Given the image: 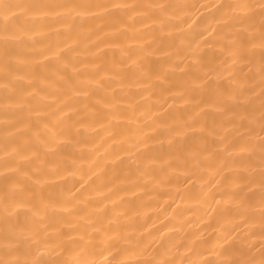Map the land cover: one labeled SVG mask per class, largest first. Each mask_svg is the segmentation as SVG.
Returning <instances> with one entry per match:
<instances>
[{"label": "snow or ice", "instance_id": "6c2138e0", "mask_svg": "<svg viewBox=\"0 0 264 264\" xmlns=\"http://www.w3.org/2000/svg\"><path fill=\"white\" fill-rule=\"evenodd\" d=\"M191 7L0 0V264H264V0ZM98 131L123 179L87 163ZM173 184L217 236L179 205L145 227L139 197Z\"/></svg>", "mask_w": 264, "mask_h": 264}, {"label": "bare ground", "instance_id": "6f19581e", "mask_svg": "<svg viewBox=\"0 0 264 264\" xmlns=\"http://www.w3.org/2000/svg\"><path fill=\"white\" fill-rule=\"evenodd\" d=\"M179 2L193 6L188 9V13L191 16L189 23H191L193 20H198L200 16L207 15L211 10V5L214 2H219V0H179ZM203 5H208V8L203 7ZM205 38H207V33L205 34ZM208 47V45L201 44L202 50H207ZM93 143L96 145V151L91 154L87 161V163L92 164L93 171L100 170L102 173L101 179L104 181L111 179L114 172L120 174L121 179H123V172H125L126 169H121L119 167V162H117V167L114 169L112 160L115 159V155L107 156L105 150L107 149L111 152H115V154L120 155L121 158H123L125 154L123 152H116L115 149H109V145L112 142L107 139L103 131H98L94 134ZM80 175H84V173L78 174L75 179H79ZM85 179H87V176H85ZM115 182L114 180L113 183ZM76 187H79V184H77ZM148 188L149 190L138 199V203L144 205L140 208V221L144 223L145 227L154 225L160 232L164 231V228L160 227L161 224L169 228L178 227L179 225H177L176 221L172 220L170 216L177 215L173 212V209L179 205L183 214L178 218L183 221V228L186 232L199 235V233L204 232L205 228H207L205 235L211 234L213 237L218 235V233L213 232V228L216 227L215 217L217 214L212 211L211 207L207 208V214H205L204 209L200 208L196 202L189 197L188 191L185 190L182 185H164L155 190H152L151 185H149ZM178 189L179 194H177ZM120 194L123 195L124 193ZM85 195H88V193L86 192ZM187 209H191L192 211L189 212ZM20 219L22 220L23 217L21 216ZM153 235L158 236V233L154 231ZM239 235L243 242L255 244L257 248L260 246L258 242L259 236L249 235L248 229H245ZM105 256H107V253H105ZM105 256L95 254L90 258L95 260L97 264H103Z\"/></svg>", "mask_w": 264, "mask_h": 264}]
</instances>
